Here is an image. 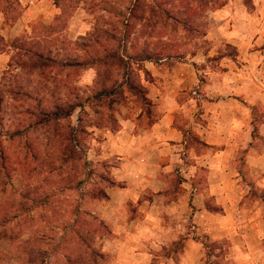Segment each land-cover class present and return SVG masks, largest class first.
<instances>
[{
	"label": "rangeland",
	"instance_id": "374dc122",
	"mask_svg": "<svg viewBox=\"0 0 264 264\" xmlns=\"http://www.w3.org/2000/svg\"><path fill=\"white\" fill-rule=\"evenodd\" d=\"M137 1L0 0V264H115L102 215L117 216L109 203L124 189L117 135L154 115L146 66H211L227 51L216 13L228 0ZM77 58L84 65L65 66ZM203 245L201 264H233L228 240ZM182 248L157 261L179 260Z\"/></svg>",
	"mask_w": 264,
	"mask_h": 264
},
{
	"label": "crops",
	"instance_id": "0c3cea01",
	"mask_svg": "<svg viewBox=\"0 0 264 264\" xmlns=\"http://www.w3.org/2000/svg\"><path fill=\"white\" fill-rule=\"evenodd\" d=\"M238 1L216 13L227 51L215 65L146 66L155 116L117 135L124 189L117 216L102 215L115 264H201L203 242L222 240L233 264H264V0ZM179 241V260L157 261Z\"/></svg>",
	"mask_w": 264,
	"mask_h": 264
},
{
	"label": "trees",
	"instance_id": "16d2710c",
	"mask_svg": "<svg viewBox=\"0 0 264 264\" xmlns=\"http://www.w3.org/2000/svg\"><path fill=\"white\" fill-rule=\"evenodd\" d=\"M139 1V0H138ZM137 1V2H138ZM99 37H96L95 39H92L91 40V42L90 41H88V42H86V43H83V44H81V46H79V45H77V48H76V50L79 48V47H83V48H85V49H89V48H92V46H96V45H99L98 44V41H99V39H98ZM101 42H100V47H101ZM76 46V45H75ZM83 48H81L82 50H84ZM31 54V53H30ZM35 57V59H37V60H40V59H42V55H36L35 56V54H34V56L31 54V59L32 58H34ZM82 61H78V58L77 59H72V61H69V62H67V64L65 65L66 67H73V65H84V61H83V59H81ZM139 61H152L151 60V58L150 57H145L144 59H141V60H139ZM91 65V64H90ZM95 65V67L98 69V68H101V67H106V68H108V69H112V68H114L115 69V71H120V69H121V67H122V63H116V64H105V65H102L101 63H96V64H94ZM92 66V65H91ZM105 93V91H102V93H100V94H98L97 96H99V97H102L103 96V94ZM70 111H68V113L66 114V117H68L69 115H70V113H69ZM56 116V115H55ZM155 115H153L152 117H151V120L153 121V117H154ZM140 117H143V119H142V121H144L145 119H147V120H149V115H146V116H144V115H140L139 117H137V120H139V121H141L140 119ZM152 121H150V122H152ZM149 122V123H150Z\"/></svg>",
	"mask_w": 264,
	"mask_h": 264
}]
</instances>
